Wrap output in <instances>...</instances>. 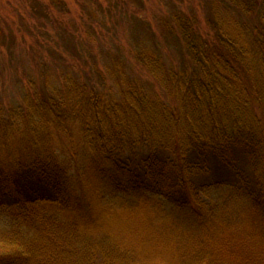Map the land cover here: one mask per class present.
<instances>
[{
    "label": "trees",
    "instance_id": "1",
    "mask_svg": "<svg viewBox=\"0 0 264 264\" xmlns=\"http://www.w3.org/2000/svg\"><path fill=\"white\" fill-rule=\"evenodd\" d=\"M210 1L213 41L196 31L193 17L177 10L159 20L166 44L182 53L179 69L165 63L156 43L137 51L136 59L162 87L181 98L189 131V138L163 133L160 141L151 133L139 134L137 143L149 148L142 167L134 154L139 137L134 131H141L132 121L139 114L137 103L146 106L142 111L152 110L158 124L171 113L133 79L119 103L65 74L62 88L52 87L48 95L33 92L24 100L26 107L0 112V222L29 227L37 235L27 237L45 244L33 250L24 241L23 227L17 233L14 226L16 234L0 230L1 243L17 244L0 254V264H264V127L247 106L234 112L223 108L225 121L217 117L228 98L233 103L245 99L239 96L247 93V83L264 85V0ZM218 1L225 4L215 7ZM251 11L255 19L247 16ZM254 65L262 77L254 74ZM114 104H122L118 112ZM120 113L128 120H120ZM154 130L165 131L159 125L146 131ZM61 139L69 140L68 151L56 146ZM79 143L81 153L73 148ZM236 154L246 160V172L238 167ZM210 157L238 180L226 183L231 189L227 196L211 193L210 187L222 184L210 177ZM128 193L147 195L145 202L159 210L164 225L158 230L168 236L176 232L183 242L169 238L166 251H143L148 259L139 263L110 246L105 250L111 260L96 263L87 249L59 243L85 237L90 223L103 224L110 203L136 207L135 199H126ZM171 209H180L179 214ZM230 209L235 216L226 213ZM248 242L247 249L237 244ZM40 253H46L42 260Z\"/></svg>",
    "mask_w": 264,
    "mask_h": 264
},
{
    "label": "rangeland",
    "instance_id": "2",
    "mask_svg": "<svg viewBox=\"0 0 264 264\" xmlns=\"http://www.w3.org/2000/svg\"><path fill=\"white\" fill-rule=\"evenodd\" d=\"M213 4L214 1L210 0H0V112L8 113V110L26 107L27 103L24 100L26 96H32L33 92L48 95L52 93V87L62 88V76L65 74L79 78L88 87L93 86L101 91L104 98L109 100L111 97L119 103H123L125 99L124 89L128 87L127 81L133 79L145 87L149 96H153H150L151 101H160L161 106L166 105V108L170 109L168 113H171L166 114L164 124H158L161 120L158 121V118L151 116L153 111H142L141 108L146 106L138 102L139 114L133 116L132 121L141 131L134 132L138 136L142 133L146 136L151 133L152 138L158 141L164 140L161 137L163 133H166L165 136L169 133L167 137L175 138L177 135V138H181V135L183 137L186 135V138H189V131L183 124L185 118L181 98L176 91L164 89L149 69L136 59V55L141 47H153V43H156L165 63L179 69L182 53L166 44L159 20L169 18L171 13L177 10L193 17L196 31L207 40L213 41L214 31L208 25ZM223 4L225 3L218 1L214 6ZM233 8L230 10L238 15V11ZM247 16L255 19L254 11ZM254 69V74L262 77L259 68L254 65ZM247 84V93L239 96L246 99V104L242 102L245 99L233 103L234 100L228 98L226 104L220 106V115L217 117H225L221 112L223 108L233 109L234 112L235 109L240 110L241 106H247L250 108L252 119H256L264 127V85L261 83L255 87L253 83ZM56 93L57 91H54L53 94ZM236 104L240 107L235 108ZM121 105L113 106L119 110ZM119 116L120 120L127 119L125 116L121 117V113ZM222 120L225 121V118ZM156 123L165 131H146L150 127L158 126ZM219 124L222 123L218 122L217 125ZM144 128L146 130L142 131ZM140 136L136 137L134 143L137 166L149 153L147 146L137 143ZM148 136L150 137L149 134ZM167 137L166 140H169ZM76 141H79V138ZM56 146L68 151L70 142L61 139L60 143L57 141ZM73 146L79 153L81 148L84 149L80 143ZM168 146L175 144L170 143ZM178 147L177 144L176 148ZM236 156L241 158L237 159L238 167L246 172V160H242V154ZM209 162L212 175L210 177L222 184L210 187L213 197L215 194L229 195L231 189L226 183L229 185L238 183L233 171L212 157L209 158ZM140 165L142 167L141 163ZM125 196L126 199H135L136 207L122 205L120 202L114 205L110 203L111 208L106 211L103 224L100 223L96 227L94 225L97 223H90L91 228L88 230L82 228L87 230L85 237L77 238V241L59 243L66 246V249H87L96 263L111 260L108 258V251L105 250L107 246L116 249L117 254L134 256L133 259L139 263L147 261L145 253L150 250L156 254L162 249L166 251L163 246L169 243V238L177 241L174 243L179 245L183 242L178 240L180 236L176 232H170L168 236L167 232L158 230L159 225H164L158 219L159 210L153 209L148 201L145 202L147 195L143 193L135 196L128 193ZM102 208L103 206L100 207ZM171 210L175 214H179L180 211ZM226 213L235 216L232 209ZM14 226L4 220L0 222V230L16 234ZM22 227L25 228L24 234H27L24 241L33 246V250L36 246H39V249L43 248L42 245L45 246L41 240L36 241L27 237L37 235L29 227L19 225L16 227L17 233L20 232L18 228L23 231ZM165 236L168 238L165 239ZM237 244L238 246L243 244L247 249L250 242ZM16 246L17 244L12 241L4 243L0 241V254L6 255L15 250ZM38 256L42 260L46 253H40ZM157 257L158 255L154 256L156 259ZM151 262L155 264L152 260ZM229 262H232L231 259Z\"/></svg>",
    "mask_w": 264,
    "mask_h": 264
}]
</instances>
